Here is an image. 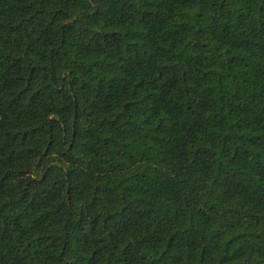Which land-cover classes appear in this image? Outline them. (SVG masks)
I'll return each instance as SVG.
<instances>
[{
  "label": "trees",
  "instance_id": "16d2710c",
  "mask_svg": "<svg viewBox=\"0 0 264 264\" xmlns=\"http://www.w3.org/2000/svg\"><path fill=\"white\" fill-rule=\"evenodd\" d=\"M0 264H264V0H0Z\"/></svg>",
  "mask_w": 264,
  "mask_h": 264
}]
</instances>
